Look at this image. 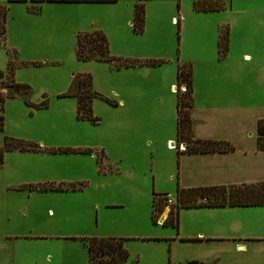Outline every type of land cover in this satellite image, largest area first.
Instances as JSON below:
<instances>
[{"label":"rangeland","instance_id":"rangeland-1","mask_svg":"<svg viewBox=\"0 0 264 264\" xmlns=\"http://www.w3.org/2000/svg\"><path fill=\"white\" fill-rule=\"evenodd\" d=\"M31 1L0 0L6 12L5 34L0 35V80L12 59L17 64L14 80L29 86V90L6 97L3 104L0 264H88L85 238L108 236L129 239V258L118 264L206 260L221 246L227 251L224 257L243 261L251 255L233 254L228 242L209 246L205 238L200 242L188 239H198L193 238L195 229L207 228V233L223 219L229 222L226 228L243 219L245 227L254 229L253 236L264 235V206L225 214V218L220 211L207 208H181L177 226L162 225L163 213L153 222L152 193L163 195L172 189L169 194L173 196L176 188V179L170 176L175 173L176 151L160 142L166 128L129 130L120 121L124 114L121 98L133 99L134 85L142 84L137 70H116L103 61H78L75 54L78 30L100 29L112 55L161 61V77L178 58L184 61L182 51L188 53L196 62L193 76L198 84L204 69L200 55L209 51V37L217 31L215 21L221 16L193 10L194 0L48 1L40 12L30 10ZM231 2L228 20L231 18L237 39L233 48L246 49L242 39L255 36L264 52V0ZM136 3L144 6L142 31L133 27ZM93 21L98 25L91 26ZM23 61L27 64L22 65ZM77 73H89L93 89L101 96L93 99L95 123L78 119L75 98L62 96ZM177 89L183 92L185 87L178 85L173 93ZM158 90L154 86L148 90L149 98L154 99ZM159 94L164 102L173 99L165 90ZM43 101L45 107L40 106ZM147 136L159 143L149 145L143 139ZM5 137L37 143L43 151L17 150L13 142L5 144ZM66 148L75 150L58 151ZM50 183L84 185L77 190L39 189ZM166 207L170 205L163 211L169 210ZM220 257L225 259L223 254Z\"/></svg>","mask_w":264,"mask_h":264},{"label":"crops","instance_id":"crops-1","mask_svg":"<svg viewBox=\"0 0 264 264\" xmlns=\"http://www.w3.org/2000/svg\"><path fill=\"white\" fill-rule=\"evenodd\" d=\"M221 1L224 4L223 9L197 11L221 17L215 21L218 27L217 31H214V34L209 37V51L200 55L204 68L202 70L201 81L197 84V79L193 76V104L190 108V118L194 138L224 140L233 145L234 148L232 150L188 153L185 152L183 143L177 141L176 93H173V90L178 86V64L190 63L192 72L196 67V62L188 56V53L182 51L181 57L184 61H179L178 58L176 64L171 65L172 68H168L169 70H167L164 77L159 76V72L163 68L160 63L119 68L137 70L139 79L142 82V84L134 85L135 97L133 99L127 101L126 98H121L123 101L119 105H121V110L124 111V114L120 121L128 129L130 128L129 130L142 131L148 126L155 127L158 125H160L161 130V125L165 126L164 138L160 142L164 143L166 149L167 146H172L174 148L171 150L176 151V157L174 158L176 162L175 173H170V176L176 179V188L173 195L175 199L176 191L179 187L190 188L264 181V52L260 49L259 45H256V41L258 42L259 39H256L255 36L242 39V43L248 46L246 49L238 50L233 48L236 45L237 39L233 37L235 32L234 25L230 21L231 18L228 20V16H231L230 9H232V2L230 0V3L226 4L225 1ZM31 2L38 8V11L35 12H40L43 3L48 1ZM98 2L107 3L112 1L87 3ZM95 25H98V22L93 21L91 26ZM222 26L228 27L229 41L226 55L220 58L217 53V41L219 29ZM83 30L87 31L89 28L78 31L81 32ZM170 62L173 63L174 59ZM161 79L164 81L160 82ZM153 86L159 88L154 99L149 98L147 93L148 90L153 89ZM164 90L173 97V99L169 98V102L167 100L164 102L162 100L163 96H160L161 94L158 95L159 92ZM143 139L149 145L156 146L159 143V140H152L149 136L143 137ZM259 146L263 148H259ZM119 170L120 167L117 166L115 171L118 172ZM171 190L169 189L165 192L169 193ZM254 207L263 206L182 208H207L208 210L215 211L214 213L220 211V217L225 218V214L228 216L234 214V212L242 214L246 209ZM169 210L162 211L163 219L160 221H163L167 217ZM237 221L240 224H237ZM244 221L243 219L234 220L226 228L229 222L225 223L226 219H223L221 220V225H213V229L207 233V228L204 231H197L195 229L192 231L194 232L193 238L198 239H188L193 242H200L202 241L201 239L205 238L210 243L209 246L212 243L215 245L219 243L225 245L224 242H228L232 245V253L235 255L251 252V255L246 256L243 261L238 260V258L233 259L232 256L230 258L224 257L227 251L225 247L221 246L215 249L216 252L206 260L204 258V260L188 258L182 260L181 263L236 264L235 261H241L242 264H264V235L256 236L254 234L253 236L251 231L254 229L245 227ZM258 230L262 231V228ZM125 238V245L127 246L129 239ZM222 254L225 258L224 260L220 257ZM170 262L173 263V261Z\"/></svg>","mask_w":264,"mask_h":264},{"label":"trees","instance_id":"trees-1","mask_svg":"<svg viewBox=\"0 0 264 264\" xmlns=\"http://www.w3.org/2000/svg\"><path fill=\"white\" fill-rule=\"evenodd\" d=\"M42 1V0H32ZM46 1H66V2H96V1H114V0H46ZM4 8V7H3ZM0 7V35L5 34L6 12ZM224 8L221 0H194L193 9L195 11H214ZM5 9V8H4ZM31 11H38L36 5L30 7ZM144 6L142 3H136L134 7L133 27L136 31L143 30ZM229 31L227 26L219 29L217 41V53L220 58L224 57L228 50ZM75 54L78 61H103L113 69L122 67H131L136 65L158 64L161 61H141L137 59L117 57L110 53L109 42L100 29L81 31L77 33ZM26 65L27 62H22ZM17 64L12 63V59L7 63V72L1 73L0 86L4 91L0 92V129L3 128V104L6 97H13L23 90H29L25 83H19L14 80V69ZM193 72L190 63H179L177 67L178 85L183 84V92L180 89L176 91V136L177 141L185 144V152H222L230 151L234 147L231 143L224 140L198 139L194 138L191 129L190 108L193 104ZM62 96L74 97L76 100V117L78 119L97 122L98 118L93 115V99L101 97L94 89L92 76L89 73H77L73 75L69 89ZM108 103L116 105L115 102L104 98ZM28 102V101H26ZM29 103V102H28ZM30 104V103H29ZM40 106L45 107L43 101ZM39 108V107H37ZM11 141L15 144L13 148L20 151L38 152L43 151L37 143L20 140L15 138H6L5 144ZM260 145V144H258ZM259 148H263L259 146ZM264 149V148H263ZM60 149V152H73ZM78 151V150H76ZM86 151V150H85ZM4 148L0 149V162L4 155ZM84 184H44L39 186L40 190H77ZM164 194L153 193L151 218L154 223L157 222L158 215L162 213L166 206L163 201ZM224 206H264V181L256 183H241L231 185H211L202 187L177 188L176 202L170 205L167 217L162 225L178 224V211L182 207H224ZM125 237H86L85 246L88 252V264H118L128 260L129 250L125 245ZM195 262H188L193 264Z\"/></svg>","mask_w":264,"mask_h":264},{"label":"built area","instance_id":"built-area-1","mask_svg":"<svg viewBox=\"0 0 264 264\" xmlns=\"http://www.w3.org/2000/svg\"><path fill=\"white\" fill-rule=\"evenodd\" d=\"M163 201L165 202L166 205H171L176 202V199L171 196L169 193H165L163 196Z\"/></svg>","mask_w":264,"mask_h":264},{"label":"water","instance_id":"water-1","mask_svg":"<svg viewBox=\"0 0 264 264\" xmlns=\"http://www.w3.org/2000/svg\"><path fill=\"white\" fill-rule=\"evenodd\" d=\"M183 146H185V144L183 143Z\"/></svg>","mask_w":264,"mask_h":264}]
</instances>
